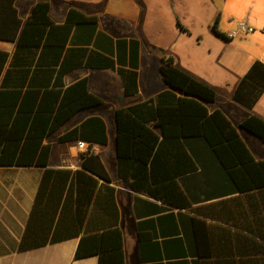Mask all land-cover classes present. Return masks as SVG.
Wrapping results in <instances>:
<instances>
[{"label": "trees", "instance_id": "16d2710c", "mask_svg": "<svg viewBox=\"0 0 264 264\" xmlns=\"http://www.w3.org/2000/svg\"><path fill=\"white\" fill-rule=\"evenodd\" d=\"M16 1L0 0V40L14 44L11 53L0 49V166L41 167L16 250L77 237L75 258L97 255V264H125L115 189L92 149L108 142L104 119L89 115L57 135L58 142L87 143L76 169L49 167L52 145L46 138L76 113L103 104L89 90L87 76L65 84L72 69H111L123 95L138 92L140 41L113 38L98 28L96 14L74 6L54 15L45 0L33 1L22 18ZM218 17L212 28L227 38L216 30ZM158 71L164 89L113 112L117 174L132 189L164 202L189 210L199 202V212L211 217L225 213L219 217L225 225L190 216L199 234H162L169 237L162 245L151 234H138L141 250L155 244L165 257L188 255L191 264H264V159L254 156L221 109L209 108L216 98L211 86L165 52ZM263 91L264 63L254 60L233 99L250 108ZM239 127L264 144L263 118L250 114ZM211 199L220 208L211 202L203 211L200 203Z\"/></svg>", "mask_w": 264, "mask_h": 264}, {"label": "crops", "instance_id": "0c3cea01", "mask_svg": "<svg viewBox=\"0 0 264 264\" xmlns=\"http://www.w3.org/2000/svg\"><path fill=\"white\" fill-rule=\"evenodd\" d=\"M45 1L50 2L54 7L60 8L62 12H65L70 6H74L65 0ZM221 2L223 3V8L219 7L216 11V14H219L216 30L224 33L227 38L213 31L215 36L221 41L219 45L222 47V52L224 53L226 50L228 56L221 57V60L214 62V69L219 73L220 78L214 81L213 78H207L200 73L199 80L211 86L216 92L215 101L209 108L221 109L231 120L232 124L238 127L240 121L250 114H256L264 119V91L250 108L233 99V92L239 79L248 70L252 62L260 60L264 63V0H222ZM31 5L32 3L27 9L28 11L23 12L24 16H21L22 18L26 17ZM77 8L82 9L88 14H96L98 16V28L113 38H136L140 41L139 87L137 93L123 95L121 79L115 71L86 67L72 69L64 76L65 84H69L79 77L87 76L89 90L99 95L103 100V104L99 105L102 106L101 110H105L104 107L106 105L112 104L113 123L110 125L107 121L106 116H109V113L103 114V112L92 113L87 111L75 123L69 124L71 117L66 123L61 125L57 130V135L78 124L89 115H99L104 119L107 126L108 142L105 145L94 144L92 149L99 154L111 178L109 184L115 189V201L119 210V227L123 235L125 264H191V257L188 255L186 257L175 258L165 257L162 248H157V246L153 248L155 244H147L150 248L144 246L142 251L138 234H151V240L157 241L159 245H162L164 238H169L162 234H199V227L195 231L190 225V216L203 218L213 224L225 225V222L219 218L224 217L225 213H216L217 215L213 214L215 216L211 217L206 213L199 212V202L193 204L196 210H189L187 207H179L154 198L144 190L132 189L126 181L118 176L116 167L113 112L119 106L154 96L166 87L158 71L160 57L165 52V49H162L160 54L156 56V67L151 69L149 65L150 58L143 61L145 54L140 38L134 35L135 33H124V30L128 29L129 26L135 27L136 25L140 10L135 0H107L101 12H98L94 7L88 9L83 7ZM107 15L117 16L122 21L116 20L108 24L104 19V16ZM240 19L245 20L254 30L250 33L229 36L232 28L229 30L228 28L232 26L234 28ZM221 21L223 22L222 25H220ZM225 22L228 25L230 24L228 28L224 27ZM121 27L124 32H119ZM180 30L182 31L181 28ZM0 49L11 53L14 49V44L9 41L0 40ZM150 53L153 56V52ZM165 53L173 55L175 64L178 67L191 75L193 74V71L177 62L175 54L172 52ZM207 79L212 80V82ZM56 137L55 140L58 143V147L62 148H57L56 153H53L52 145L49 167L79 168L81 162L80 152L85 150L77 147V141L58 142ZM242 138L244 139L243 136ZM245 142L249 147L246 140ZM261 145L264 149L263 142H261ZM252 153L256 158L264 159V154L257 155L253 151ZM40 174L41 167L39 166H0V264H97V255L81 258L74 257L78 244L77 237L48 243L25 251L16 250V245L24 230L33 203ZM211 202L216 203L214 204V208H220V203H217V199H211L200 203L201 209L204 211L206 209L204 205ZM100 216L112 218V216L106 213L100 214ZM184 247L186 252V241ZM143 253L144 259L142 257ZM153 254L161 256L158 258L148 256Z\"/></svg>", "mask_w": 264, "mask_h": 264}, {"label": "rangeland", "instance_id": "374dc122", "mask_svg": "<svg viewBox=\"0 0 264 264\" xmlns=\"http://www.w3.org/2000/svg\"><path fill=\"white\" fill-rule=\"evenodd\" d=\"M35 0H17L16 5L20 15L23 17L29 5ZM55 1V0H52ZM67 3L88 9L94 7L98 12L106 4L107 0H65ZM139 5V15L136 25L129 26L124 30L122 27L119 32L134 34L141 40L144 48L143 61L150 58V68L156 67V56L160 54L162 49L165 52H172L177 58V62L193 71V76L199 79L200 73L207 77L213 78L214 81L220 78V75L214 69V62L221 60V57L228 56L226 50L223 53L220 39L215 36L213 31V21L217 8L222 7V0H135ZM89 6V7H88ZM60 9L55 7L54 15H59ZM28 11V10H27ZM108 24L114 21H122L117 16H104ZM179 22L186 30H180L176 25ZM135 24V23H134ZM223 22H220L222 25ZM230 25V24H229ZM229 25L225 22L224 27ZM236 26V25H235ZM234 26V28H235ZM234 29L233 26L229 29ZM231 30V31H232ZM150 52H153V56ZM145 59V60H144ZM212 82V80L207 79ZM102 106L92 107L82 110L70 119V123H75L86 114L87 111L92 113L107 114L108 123L111 125L112 120V104L106 105L105 110H101ZM110 129V128H109ZM241 135L247 141L250 149L257 155H263L264 149L261 145V139L253 135L241 127H237ZM58 132L52 133L46 139L53 145V153H56L58 143L55 137ZM71 144V143H70ZM61 145V144H59Z\"/></svg>", "mask_w": 264, "mask_h": 264}, {"label": "built area", "instance_id": "2783aa9c", "mask_svg": "<svg viewBox=\"0 0 264 264\" xmlns=\"http://www.w3.org/2000/svg\"><path fill=\"white\" fill-rule=\"evenodd\" d=\"M254 30V28L252 26H250L245 20L240 19L237 21L235 28L230 31L229 36H235V35H239V34H245V33H250ZM264 31V29H263ZM77 147L81 150H86L87 147V143L82 141V140H78L77 141Z\"/></svg>", "mask_w": 264, "mask_h": 264}]
</instances>
